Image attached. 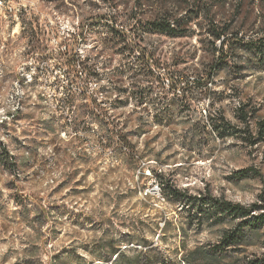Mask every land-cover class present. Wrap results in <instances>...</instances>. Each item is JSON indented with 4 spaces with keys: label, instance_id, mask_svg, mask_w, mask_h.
I'll list each match as a JSON object with an SVG mask.
<instances>
[{
    "label": "rangeland",
    "instance_id": "1",
    "mask_svg": "<svg viewBox=\"0 0 264 264\" xmlns=\"http://www.w3.org/2000/svg\"><path fill=\"white\" fill-rule=\"evenodd\" d=\"M137 2L0 6V264H106L117 259H104L111 239L129 258L146 239L181 262L217 246L230 224L188 226L182 203L165 193L168 184L242 204L264 195V141L252 147L238 133L223 139L207 118L217 114L239 128L234 113L243 100L264 120V62L257 55L244 78L218 72L201 86L197 72L217 55L201 36H145L122 54L101 43L103 23L87 40L81 35V24L102 16L129 31L136 22L129 14L143 11ZM235 4L222 8L234 27L250 26L261 12L246 6L239 15ZM85 57L89 76L78 66ZM168 68L187 75L192 90L170 107L161 99L172 96ZM257 237L205 264H243L264 253Z\"/></svg>",
    "mask_w": 264,
    "mask_h": 264
},
{
    "label": "trees",
    "instance_id": "2",
    "mask_svg": "<svg viewBox=\"0 0 264 264\" xmlns=\"http://www.w3.org/2000/svg\"><path fill=\"white\" fill-rule=\"evenodd\" d=\"M135 3L140 0H133ZM227 0H143V11L133 16L134 11L129 14V19L135 20L129 31L119 27L117 18L102 16L96 18L89 24H81V35L87 40V33L103 23V34L100 35L101 43L116 48L117 53H126L129 49L140 47L137 39L150 35H164L171 38L201 36V43L208 40L214 54H217L212 62L197 72L194 81L196 85H206L218 72H226L229 75H237L244 78L247 72L253 71L254 61L257 55L264 62V0H236L235 10L242 15L244 7H259L261 12L256 20L250 25L245 24L234 27V21L224 18L222 8ZM137 4H139L137 2ZM144 4L146 6H144ZM115 16V15H114ZM245 18V16H243ZM246 22L245 19L242 21ZM259 23L257 29L256 23ZM137 24V27H135ZM121 25V24H120ZM249 29H251L249 31ZM256 29V30H254ZM91 31V32H90ZM249 31V33H248ZM251 32V34H250ZM253 34H257L253 36ZM133 43V44H131ZM108 47V48H109ZM241 54L237 55L236 51ZM64 54V53H63ZM88 57L83 58L78 66L87 76L91 73V66L88 65ZM144 60V59H143ZM69 61V60H68ZM142 61V60H141ZM76 62V61H75ZM70 62V67L76 66ZM143 62V61H142ZM167 65V64H166ZM264 68V66H263ZM93 69H96L94 67ZM75 73L78 75V71ZM167 82L169 94L165 92L161 99L168 102V107L176 98L192 97V90L188 87V76L168 68ZM206 92H202V95ZM201 95V94H200ZM259 108L251 105L249 101L241 100L235 110V117L241 127L232 125L230 120L223 116L207 115L211 126L218 131L219 135L226 139L234 133L242 137L244 143L255 146L264 141V120L258 118ZM14 118V114H12ZM4 122V121H3ZM256 131L254 130V127ZM240 173H256L250 168L239 170ZM165 193L171 199L182 203L183 209L187 211V225L191 226L196 221L197 225L214 224L222 221L229 222V227L222 231L220 242L217 246L209 249L197 248L190 253L189 259H182L177 262L175 258L168 256L157 244L143 239V248L133 258H129L111 239L104 243L102 248L107 250L108 258L117 255V259L106 264H203L223 261L229 257L230 252L242 249L250 245V241L260 236L264 237V195L251 204L232 202L222 197H215L206 194H189V191L179 190L176 186L168 184ZM200 198L201 204H195L194 199ZM198 261V262H197ZM243 264H264V253L245 259Z\"/></svg>",
    "mask_w": 264,
    "mask_h": 264
},
{
    "label": "built area",
    "instance_id": "3",
    "mask_svg": "<svg viewBox=\"0 0 264 264\" xmlns=\"http://www.w3.org/2000/svg\"><path fill=\"white\" fill-rule=\"evenodd\" d=\"M10 1L11 0H0V6H3L6 9H10ZM158 186H155V190H159Z\"/></svg>",
    "mask_w": 264,
    "mask_h": 264
},
{
    "label": "bare ground",
    "instance_id": "4",
    "mask_svg": "<svg viewBox=\"0 0 264 264\" xmlns=\"http://www.w3.org/2000/svg\"><path fill=\"white\" fill-rule=\"evenodd\" d=\"M155 186H158V185H155ZM158 188H159V186H158Z\"/></svg>",
    "mask_w": 264,
    "mask_h": 264
}]
</instances>
